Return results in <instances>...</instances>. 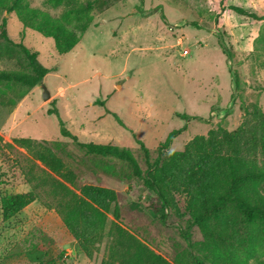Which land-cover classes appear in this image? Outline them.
I'll return each mask as SVG.
<instances>
[{
    "label": "rangeland",
    "instance_id": "1",
    "mask_svg": "<svg viewBox=\"0 0 264 264\" xmlns=\"http://www.w3.org/2000/svg\"><path fill=\"white\" fill-rule=\"evenodd\" d=\"M24 1L54 19L71 10L63 23L78 42L57 54L52 38L24 26L17 11L8 10L11 0H0V70L31 73L25 46L48 69L41 82L50 93L43 100L40 84L0 82V197L29 190L38 195L8 220L0 212V264H118L135 251L127 245L133 241L144 247L143 264H190L192 248L181 231L190 232L195 249L202 236L189 225L184 197L175 195L179 212H168L162 222L149 208L153 192L126 163L85 154L60 136L57 116L46 110L55 107L79 142L127 148L145 170L138 141L152 161L172 130L185 126L168 147L179 151L211 128L235 129L250 103L264 116V20L222 11L221 0ZM223 2L264 16V0ZM22 137L53 150L73 184L13 142ZM257 152L261 161L264 143ZM52 179L75 191L93 184L117 193L115 216L112 204L90 255L66 231L65 198L53 191Z\"/></svg>",
    "mask_w": 264,
    "mask_h": 264
},
{
    "label": "trees",
    "instance_id": "2",
    "mask_svg": "<svg viewBox=\"0 0 264 264\" xmlns=\"http://www.w3.org/2000/svg\"><path fill=\"white\" fill-rule=\"evenodd\" d=\"M48 1L58 6L65 0ZM11 2L8 10H16L24 26L52 38L57 54H65L78 42V37L69 32L63 23L71 15V10L65 11L60 19H54L29 7L26 1ZM220 3L222 11L230 9L264 20V16L249 13L240 7L226 6L223 0ZM1 34L6 37L4 30ZM22 50L29 61L31 73L0 70V82L34 87L41 83L48 69L38 62L37 52L25 46ZM46 113L57 116L60 136L70 138L85 154L126 163L132 175L153 192L149 208L162 222H165L168 212H179L175 195L184 197L189 225L196 226L202 236L200 247L195 249L190 232L181 231V237L192 248L188 253L190 264H264L259 255L264 254V156L261 161L257 156L258 146L264 143V116L255 103L245 107L243 119L235 129L211 128L206 135L194 136L179 151L169 150L168 147L185 126L172 130L158 145L157 156L152 161L148 149L138 141L146 163L145 170L140 168L129 149L108 143L79 142L76 135L65 127L55 107L47 109ZM176 116L196 118L181 113ZM13 142L30 150L34 159L68 184H73L71 172L63 171L62 161L49 147H38L34 141L23 137L15 138ZM51 182L53 191L65 198L62 223L66 231L79 249L90 255L100 240L112 204L115 216L117 193L112 188L93 184H84L75 191L64 182L53 179ZM37 198L33 190L3 194L0 197L2 219L12 218ZM118 230L122 232L119 227ZM123 239L120 234L118 244H123ZM127 245L128 249L135 246V251L118 264H143L144 247L134 241ZM154 258L158 259L157 256ZM37 264L49 263L40 260Z\"/></svg>",
    "mask_w": 264,
    "mask_h": 264
},
{
    "label": "water",
    "instance_id": "3",
    "mask_svg": "<svg viewBox=\"0 0 264 264\" xmlns=\"http://www.w3.org/2000/svg\"><path fill=\"white\" fill-rule=\"evenodd\" d=\"M40 88L42 91V99L47 100L50 97V93H49L48 89L46 88V86L42 82L40 83Z\"/></svg>",
    "mask_w": 264,
    "mask_h": 264
}]
</instances>
